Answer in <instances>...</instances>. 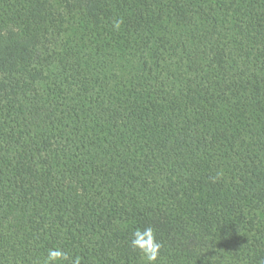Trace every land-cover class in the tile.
Returning <instances> with one entry per match:
<instances>
[{
    "label": "trees",
    "instance_id": "obj_1",
    "mask_svg": "<svg viewBox=\"0 0 264 264\" xmlns=\"http://www.w3.org/2000/svg\"><path fill=\"white\" fill-rule=\"evenodd\" d=\"M149 226L264 264V0H0V264H145Z\"/></svg>",
    "mask_w": 264,
    "mask_h": 264
},
{
    "label": "clouds",
    "instance_id": "obj_2",
    "mask_svg": "<svg viewBox=\"0 0 264 264\" xmlns=\"http://www.w3.org/2000/svg\"><path fill=\"white\" fill-rule=\"evenodd\" d=\"M121 23L122 21L120 20H114L113 28L118 31ZM218 175L222 177L223 173L221 172ZM215 180L216 177L213 178V182ZM131 235V247L141 253L145 264H158L163 245L157 239L154 229L151 226L144 229L137 228ZM63 262H67V264H81V257L77 256L75 259H72L61 248L48 250L44 264H63Z\"/></svg>",
    "mask_w": 264,
    "mask_h": 264
}]
</instances>
